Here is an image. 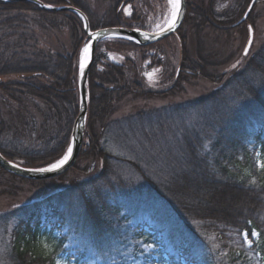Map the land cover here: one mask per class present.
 Returning <instances> with one entry per match:
<instances>
[{
  "label": "trees",
  "instance_id": "obj_1",
  "mask_svg": "<svg viewBox=\"0 0 264 264\" xmlns=\"http://www.w3.org/2000/svg\"><path fill=\"white\" fill-rule=\"evenodd\" d=\"M39 1L75 8L90 19L86 0ZM108 1V21L96 28L90 24L91 30L147 31L140 16L123 15L131 0ZM219 1L186 0L183 23L170 36L179 42L180 63L175 84L165 92L143 91L135 62L110 63L103 51L111 42L160 66L154 55L145 54L157 43L98 44L77 161L92 160L99 173L4 216L12 229L2 264H56L64 252L73 264H264V42L239 71L216 75L234 53L224 58L212 52L209 58L217 56L218 63L211 65L198 55L199 38L212 36L216 45L217 37L242 33L246 25L253 30L254 10L253 5L246 22L237 25L251 0H230L223 11ZM60 28L67 29L70 46L52 53L40 49L38 33ZM87 43L83 23L72 12L0 1V154L5 159L37 169L66 153L79 111V56ZM129 69L134 78L127 77ZM194 77L219 87L200 100L113 118L124 99H164ZM3 175L9 174L0 169ZM46 226L62 236L49 252L33 257L29 249ZM68 236L77 245L65 248Z\"/></svg>",
  "mask_w": 264,
  "mask_h": 264
},
{
  "label": "rangeland",
  "instance_id": "obj_2",
  "mask_svg": "<svg viewBox=\"0 0 264 264\" xmlns=\"http://www.w3.org/2000/svg\"><path fill=\"white\" fill-rule=\"evenodd\" d=\"M254 1V10L252 11L253 41L246 56L243 55V52L249 39L248 26L250 25H246L242 33H232L227 39L221 36L218 40L217 37L216 40L218 43L216 45H213L210 41L212 36L209 37L210 40L209 38L206 40L204 38L205 36L199 38L200 44L198 46H201V49L199 48V50H197L199 52L198 55L207 58L209 61L208 63L211 65H217L218 63L217 56L215 60L209 58L214 55L212 52L218 50L220 54H225L224 58L234 53L230 63L228 62L229 64H225L218 70L216 74L218 76L219 74L230 75L233 72L239 71L247 63L249 57L254 54L264 42V0ZM220 2L221 0L217 5L218 8L220 7L221 11L227 10L228 6L233 4L230 0H224L222 3ZM252 2L253 0L250 1V4ZM85 3L86 10L90 17L88 21L89 25L91 24L96 28L97 25H103L108 21L107 16L110 10V2L108 0H86ZM171 13L172 6L169 0H131V3L123 8V15L125 17H129L132 14L140 16L142 18L141 25L145 26L149 33L160 32L161 28L158 26H163L165 21L170 19ZM38 34L40 37L39 47L45 52H61L64 47L70 46L67 29L60 28L58 32H40ZM192 41H194V38ZM194 43L196 45V42ZM190 46L192 48L193 43ZM86 47L87 44L82 47L79 60ZM103 51L110 63L121 65L125 64L127 60L135 62L139 74L136 80L143 91L157 93L165 92L175 84L174 76L180 63L181 54L179 42L174 37H170L167 42L163 41V43H157L153 49L145 51L146 55H154V57L161 61L162 64L160 66L155 64L156 61L154 62L152 60L153 62H151L150 59L146 62H142L140 58H142L143 55H141L138 50L122 49L111 42L104 44ZM233 65H235V67H233ZM133 76V71L131 69L127 70V77L134 78ZM5 80L9 79H4V81ZM218 87L219 85L210 82V80H204L202 77L189 78L185 82H182V85H178L176 94L167 96L164 99L154 98L151 100H143L133 99L132 97L124 99L120 105L118 104L113 118L119 119L141 110L176 106L190 101L200 100ZM179 90L181 91L179 92ZM98 173L99 169L95 162H92V160H81L76 161L74 167L59 179L42 181V184H38L37 181H23L19 178H12L9 175L0 177V264H2L1 258L7 253L11 243L10 234L12 226L8 219H4V216H9L11 212L30 203L39 201L60 190L68 189L73 186V184L88 181L97 176ZM145 231L148 232L147 229ZM61 236L57 228L46 226L39 234L38 240L31 246V249H29L30 254L36 257L37 255L40 256L49 252L53 244L52 241L60 240ZM244 240L246 244L249 245L245 237ZM67 242L68 244H65V248L74 246L75 244L77 245L78 240H74V238L68 236ZM70 255V252L60 253L57 257L56 264L58 261L59 264H73V259L69 258ZM162 255L165 257L164 252H162ZM182 264L186 263L183 261Z\"/></svg>",
  "mask_w": 264,
  "mask_h": 264
},
{
  "label": "water",
  "instance_id": "obj_3",
  "mask_svg": "<svg viewBox=\"0 0 264 264\" xmlns=\"http://www.w3.org/2000/svg\"><path fill=\"white\" fill-rule=\"evenodd\" d=\"M5 3H13V2H29L32 4L37 5L42 10L46 11H52V12H72L76 14L83 23L84 32L87 36V39L89 40L87 47L89 49V57L88 61L84 63V68L81 70V57L78 64L77 69V87H78V95H79V111L77 118L74 121L72 132H71V141L70 145L73 149L68 161L59 169H56L51 172H34L29 171L28 168H23L18 165L16 167H13V163L7 161L5 158H3L0 155V168L13 176L26 179L29 181H47L56 179L58 177H61L65 173H67L70 169H72L77 161L78 155L81 151L83 141H84V134L86 130V120L88 115V75L89 71L94 63V56L95 51L97 48V45L105 40L110 39H119L124 41L133 42L141 47H146L152 44H155L157 42L163 41L164 39L170 37L171 35L175 34L179 28L181 27L184 16H185V10H186V0H180V11L178 18L175 22V27L171 31H163L158 33H148L136 29H128L123 27H109V28H103L96 31H91L89 27V22L87 17L79 10L72 8V7H49L45 6L43 3H41L39 0H0ZM254 0L248 7L247 11L245 12L243 18L238 22L237 25H241L244 23L248 16L250 11L252 10V7L254 5ZM148 36V39H145L144 37ZM253 41V31L251 28H249V39L247 42V45L245 49L250 50V47L252 45ZM243 55L246 56L245 50L243 52Z\"/></svg>",
  "mask_w": 264,
  "mask_h": 264
},
{
  "label": "snow or ice",
  "instance_id": "obj_4",
  "mask_svg": "<svg viewBox=\"0 0 264 264\" xmlns=\"http://www.w3.org/2000/svg\"><path fill=\"white\" fill-rule=\"evenodd\" d=\"M170 5L172 6V13H171V17L170 19L165 21V24L163 26H158L161 28V32L163 31H171L174 27H175V22L176 19L178 18L179 15V11H180V0H169ZM47 7V5H45ZM145 39H148V36L144 37ZM88 53V48L86 47L83 50L82 56H81V70H83L84 68V60L86 59V55ZM245 54H248V50L245 49ZM233 67H235V65H233ZM73 149L71 147V145L68 146L67 148V152L65 153V155L57 160L56 162L50 164L48 167L45 168H37V169H29V171H34V172H51L54 171L56 169H59L60 167H62L69 159L71 153H72ZM13 167H16L15 164L12 165ZM252 236H256L257 233L255 231H253L251 233ZM245 239H247V234H245ZM57 264H59V261L57 262Z\"/></svg>",
  "mask_w": 264,
  "mask_h": 264
},
{
  "label": "bare ground",
  "instance_id": "obj_5",
  "mask_svg": "<svg viewBox=\"0 0 264 264\" xmlns=\"http://www.w3.org/2000/svg\"><path fill=\"white\" fill-rule=\"evenodd\" d=\"M249 28H251V26H248V33H249ZM252 29V28H251ZM88 48V47H87ZM88 57H89V49H88V53H87V55H86V59L84 60V63H86L87 61H88ZM1 155V154H0ZM2 156V155H1ZM3 157V156H2ZM4 158V157H3ZM7 160V159H6ZM8 161V160H7ZM9 162H11V161H9ZM11 163H13V162H11ZM13 164H15V163H13ZM1 169V168H0ZM2 170V169H1ZM3 171V170H2ZM4 172V171H3ZM6 173V172H5ZM8 174V173H7ZM10 175V174H9ZM59 178V177H58ZM48 181V180H47Z\"/></svg>",
  "mask_w": 264,
  "mask_h": 264
}]
</instances>
